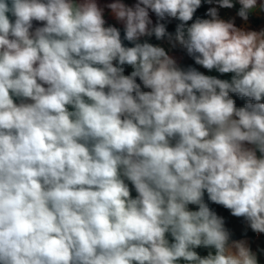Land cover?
Returning <instances> with one entry per match:
<instances>
[{
    "label": "clouds",
    "instance_id": "clouds-1",
    "mask_svg": "<svg viewBox=\"0 0 264 264\" xmlns=\"http://www.w3.org/2000/svg\"><path fill=\"white\" fill-rule=\"evenodd\" d=\"M238 3L241 27L233 0H0V264H259L212 206L264 234V27Z\"/></svg>",
    "mask_w": 264,
    "mask_h": 264
},
{
    "label": "crops",
    "instance_id": "crops-1",
    "mask_svg": "<svg viewBox=\"0 0 264 264\" xmlns=\"http://www.w3.org/2000/svg\"><path fill=\"white\" fill-rule=\"evenodd\" d=\"M97 2L101 6H103L106 3L112 2V0H97ZM124 2L127 3V4H132V3L135 2V0H124ZM233 3L235 5V7H233L232 9H224V8L219 9V17L221 19L226 20V21L229 20V19L235 18L236 26L237 27H241L244 24V21L236 15V13L238 12L236 10V8L239 9L241 6L238 3V0H233ZM261 3H264V0H258L257 9L254 12L251 13L253 16L259 18L261 20V22L256 24L251 19H249V27L251 29H253V30H259L260 28L264 27V11H260V9H259V5ZM208 6L212 7V6H215V5H208ZM150 18L153 20V23L156 22V17H155L154 13L150 12ZM105 19L107 21L106 26L112 25V26H117V27L123 28V25L121 23L117 22L114 19V17H112V15L110 14V11L107 10V9H105ZM175 23H178V21H173L171 24H175ZM171 24H169V25H171ZM154 38H155L154 36L153 37H142L141 40H151L152 41ZM159 44L161 46L165 47L166 50L168 49V45H167L166 42L160 41ZM171 54L174 55L178 59V62L180 63V65L182 67H186L187 66V63H188L190 57H188L183 51L174 50ZM199 69L205 75H214V76H217L218 78H221V79L230 80L232 75H234L232 73L221 75L215 69H213L211 72H209L207 69H204L201 66H199ZM131 71H132L131 67L128 66V68L125 70L124 74L128 75V74H130ZM137 82L138 83L140 82L138 78H137ZM230 95L236 100V103H237L238 107H242L243 106V104L245 102L244 100H241L240 98L236 97L235 94H230ZM262 102H264V101H262ZM258 155H259V153H258ZM132 195L133 196L136 195L134 190L132 192ZM189 207H190L191 210H196L195 206H189ZM218 213L226 217V214L223 211V208L219 209ZM230 229L232 230L233 235H236V234H239V233H242V232L245 231V227L241 223L235 224L233 226V228H230ZM247 231L252 232L251 230H247ZM238 239H246L248 241V243H249V246L252 248V250L254 252H256L258 249H264V234H261V235L257 236L255 233H253V237H251V236H243V237L238 238ZM197 251L201 255H206L207 254V250L202 249V248L201 249H197ZM258 260H259V264H264V255H261V254L258 253ZM182 264H183V262H182Z\"/></svg>",
    "mask_w": 264,
    "mask_h": 264
},
{
    "label": "trees",
    "instance_id": "trees-1",
    "mask_svg": "<svg viewBox=\"0 0 264 264\" xmlns=\"http://www.w3.org/2000/svg\"><path fill=\"white\" fill-rule=\"evenodd\" d=\"M209 8V6H208V4H204L203 2H202V6L199 8V9H197V11H196V13L194 14V20L197 18V17H199V18H202V19H207L208 17L205 15V13L207 12V9ZM236 10L238 11L239 9L238 8H236ZM249 19H251L254 23H256V24H258V23H260L261 22V20L259 19V18H257V17H255V16H253L252 14H250V17H249ZM193 21H190L189 23H192ZM176 24V23H175ZM175 24H171V25H168V31H170V32H174V30H175ZM117 27V26H116ZM119 30H120V32H121V37H122V40H123V36H124V29L123 28H121V27H117ZM144 40H141V42H143ZM149 43H151L152 41L151 40H147ZM123 43L125 44V46H132L129 42H127L126 40L125 41H123ZM189 65H191V66H193V67H196L197 68V70H199L200 71V69H199V65H195V63H194V61L190 58L189 59V61H188V63H187V66H189ZM186 66V67H187ZM128 68V66L126 67V69ZM206 198V197H205ZM213 207H215L216 209H217V211L219 210V209H221V207L220 206H216V205H212ZM243 236H251V237H253V233L252 232H250V231H247V233H246V235H245V231L244 232H242V233H239V234H236V235H233V238L234 239H238V238H241V237H243Z\"/></svg>",
    "mask_w": 264,
    "mask_h": 264
},
{
    "label": "built area",
    "instance_id": "built-area-1",
    "mask_svg": "<svg viewBox=\"0 0 264 264\" xmlns=\"http://www.w3.org/2000/svg\"><path fill=\"white\" fill-rule=\"evenodd\" d=\"M223 211H224L225 214H226V219H227V221H228V226H229L230 228H233V226H234L235 224H238V223H241V224L244 226V224H243V222H242L241 219H238V218H235V217H231L230 214H229V212H228L227 210H225V209H223ZM244 227H245V226H244ZM249 230H250V229H249Z\"/></svg>",
    "mask_w": 264,
    "mask_h": 264
},
{
    "label": "water",
    "instance_id": "water-1",
    "mask_svg": "<svg viewBox=\"0 0 264 264\" xmlns=\"http://www.w3.org/2000/svg\"><path fill=\"white\" fill-rule=\"evenodd\" d=\"M151 43H153V44H159L160 43V41H157L155 38L152 40V42Z\"/></svg>",
    "mask_w": 264,
    "mask_h": 264
}]
</instances>
